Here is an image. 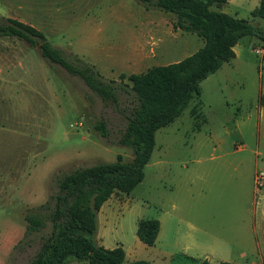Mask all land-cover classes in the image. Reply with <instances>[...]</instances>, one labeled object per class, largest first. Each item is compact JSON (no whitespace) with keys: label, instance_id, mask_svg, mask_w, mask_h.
<instances>
[{"label":"rangeland","instance_id":"obj_1","mask_svg":"<svg viewBox=\"0 0 264 264\" xmlns=\"http://www.w3.org/2000/svg\"><path fill=\"white\" fill-rule=\"evenodd\" d=\"M259 0L213 6L264 28ZM16 18L41 30L71 61L105 80L178 61L200 48L175 16L138 0H0V22ZM235 57L199 83L183 112L155 133L144 177L115 191L97 212L93 239L121 246L126 261L149 264H262L264 256V41L239 39ZM132 97L105 105L77 76L31 45L0 37V264H28L52 229L57 178L77 168L131 161L117 140ZM102 120L107 137L95 130ZM26 216L42 221L36 229ZM157 219L152 245L137 224ZM67 264H87L69 258Z\"/></svg>","mask_w":264,"mask_h":264},{"label":"trees","instance_id":"obj_2","mask_svg":"<svg viewBox=\"0 0 264 264\" xmlns=\"http://www.w3.org/2000/svg\"><path fill=\"white\" fill-rule=\"evenodd\" d=\"M145 8H156L175 16L174 29L195 33L203 45L192 54L175 62L154 65L143 72L120 73L130 84L105 80L95 67L78 59H68L52 45L45 34L34 26L8 17L0 22V37L21 39L32 46L39 43L40 55L49 63L59 65L70 75L79 77L105 105H117L120 92L132 97L126 123L117 142L133 149L131 161L120 156L111 162L80 167L57 178V193L51 215L52 229L28 264H67L69 258L87 264H149L145 260L126 261L123 248H106L95 243L97 212L115 191L129 193L144 177L158 129L171 123L188 105L199 83L221 65L235 57L233 47L239 39L253 35L264 41V28L251 25L246 19L213 9L227 0H138ZM252 16L264 19V0L252 10ZM107 137L105 123L94 126ZM32 229L42 221L26 216ZM160 223L157 219H141L136 235L152 245ZM199 264H209L203 260ZM221 264H229L223 261ZM264 264V256L262 257Z\"/></svg>","mask_w":264,"mask_h":264},{"label":"built area","instance_id":"obj_3","mask_svg":"<svg viewBox=\"0 0 264 264\" xmlns=\"http://www.w3.org/2000/svg\"><path fill=\"white\" fill-rule=\"evenodd\" d=\"M264 177V171L263 170H260L258 171L256 174H255V182H260L261 179H263Z\"/></svg>","mask_w":264,"mask_h":264}]
</instances>
